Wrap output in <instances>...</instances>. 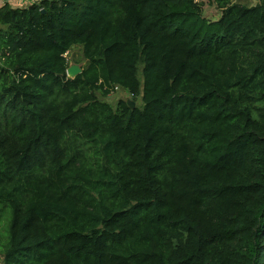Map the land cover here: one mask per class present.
Returning <instances> with one entry per match:
<instances>
[{"label": "trees", "instance_id": "16d2710c", "mask_svg": "<svg viewBox=\"0 0 264 264\" xmlns=\"http://www.w3.org/2000/svg\"><path fill=\"white\" fill-rule=\"evenodd\" d=\"M211 1L0 7L1 264H264V0Z\"/></svg>", "mask_w": 264, "mask_h": 264}, {"label": "rangeland", "instance_id": "374dc122", "mask_svg": "<svg viewBox=\"0 0 264 264\" xmlns=\"http://www.w3.org/2000/svg\"><path fill=\"white\" fill-rule=\"evenodd\" d=\"M261 0H231V3L233 4H239L246 7H252L256 4H259ZM196 2L201 5V18H203L207 22H215L220 17V11L212 5L211 0H196ZM66 58L69 60L70 64L72 66H78L77 64H73V61H79L81 59V49L80 47L76 46L74 47L66 56ZM98 98L100 100H103L110 104L112 107H115L118 100H127L129 99V96L126 92L123 90L114 91L106 98H102L98 95ZM137 104H140V100H136ZM0 264H1V257H0Z\"/></svg>", "mask_w": 264, "mask_h": 264}, {"label": "built area", "instance_id": "2783aa9c", "mask_svg": "<svg viewBox=\"0 0 264 264\" xmlns=\"http://www.w3.org/2000/svg\"><path fill=\"white\" fill-rule=\"evenodd\" d=\"M47 0H0V7L3 6H10V7H16V8H29L31 6L39 7V11L43 12L42 4L43 2H46ZM117 90V88H115Z\"/></svg>", "mask_w": 264, "mask_h": 264}, {"label": "water", "instance_id": "95a60500", "mask_svg": "<svg viewBox=\"0 0 264 264\" xmlns=\"http://www.w3.org/2000/svg\"><path fill=\"white\" fill-rule=\"evenodd\" d=\"M44 12V11H43ZM81 70L78 66L69 65L66 69V76L70 79L74 78L76 75L80 74ZM130 109L134 108V103L130 100L127 101Z\"/></svg>", "mask_w": 264, "mask_h": 264}]
</instances>
